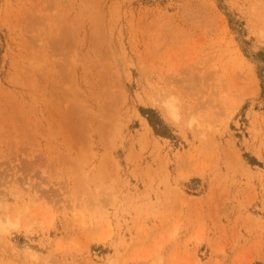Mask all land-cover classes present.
I'll return each instance as SVG.
<instances>
[{"label": "rangeland", "instance_id": "obj_1", "mask_svg": "<svg viewBox=\"0 0 264 264\" xmlns=\"http://www.w3.org/2000/svg\"><path fill=\"white\" fill-rule=\"evenodd\" d=\"M11 221L0 264H264V0H0Z\"/></svg>", "mask_w": 264, "mask_h": 264}, {"label": "clouds", "instance_id": "obj_2", "mask_svg": "<svg viewBox=\"0 0 264 264\" xmlns=\"http://www.w3.org/2000/svg\"><path fill=\"white\" fill-rule=\"evenodd\" d=\"M3 208H9L8 204L2 206ZM22 216V211L17 209V219ZM20 229L15 226V221H11L7 231H4L3 228H0V235H10L14 231H19ZM24 256L26 257L27 264H39V253L35 249H27L24 252Z\"/></svg>", "mask_w": 264, "mask_h": 264}, {"label": "trees", "instance_id": "obj_3", "mask_svg": "<svg viewBox=\"0 0 264 264\" xmlns=\"http://www.w3.org/2000/svg\"><path fill=\"white\" fill-rule=\"evenodd\" d=\"M261 77V76H260ZM150 122V124L153 126V128L155 129V125H153V123L151 122V121H149Z\"/></svg>", "mask_w": 264, "mask_h": 264}, {"label": "bare ground", "instance_id": "obj_4", "mask_svg": "<svg viewBox=\"0 0 264 264\" xmlns=\"http://www.w3.org/2000/svg\"><path fill=\"white\" fill-rule=\"evenodd\" d=\"M166 110V109H165ZM175 115V114H174Z\"/></svg>", "mask_w": 264, "mask_h": 264}]
</instances>
